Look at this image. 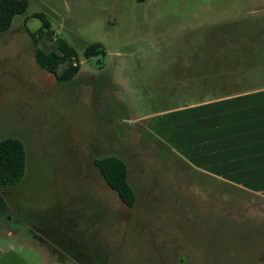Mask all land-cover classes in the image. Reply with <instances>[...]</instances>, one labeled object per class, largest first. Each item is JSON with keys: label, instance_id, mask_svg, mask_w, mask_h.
<instances>
[{"label": "rangeland", "instance_id": "1", "mask_svg": "<svg viewBox=\"0 0 264 264\" xmlns=\"http://www.w3.org/2000/svg\"><path fill=\"white\" fill-rule=\"evenodd\" d=\"M39 12L50 27L34 45ZM57 38L79 67L67 81L35 59ZM92 42L105 54L84 58ZM203 56L239 61L202 87ZM246 67V86L264 83V0H28L0 33V138L27 153L22 179L0 188V264H264V198L186 167L144 123ZM108 154L127 165L130 207L92 163Z\"/></svg>", "mask_w": 264, "mask_h": 264}, {"label": "crops", "instance_id": "2", "mask_svg": "<svg viewBox=\"0 0 264 264\" xmlns=\"http://www.w3.org/2000/svg\"><path fill=\"white\" fill-rule=\"evenodd\" d=\"M113 57L105 70L110 78L118 70ZM201 58L203 68L208 69L198 79L202 77V87L214 85L209 82L210 70L222 82L236 59L239 61L238 56ZM242 68L240 73L236 70L238 74L235 68L231 70L235 71V77L230 88H226L227 83L220 85L218 93L160 111L144 123L156 142L186 167L264 198V83L246 86L242 79L252 67H246L245 72ZM124 105L131 111V106ZM28 233L43 242L42 238Z\"/></svg>", "mask_w": 264, "mask_h": 264}, {"label": "trees", "instance_id": "3", "mask_svg": "<svg viewBox=\"0 0 264 264\" xmlns=\"http://www.w3.org/2000/svg\"><path fill=\"white\" fill-rule=\"evenodd\" d=\"M28 7V0H0V33L7 31L18 14H23ZM32 16L42 20L41 26L30 32L34 45L46 35L50 23L44 13H33ZM26 23V18L24 19ZM35 59L39 67L54 74L58 81L71 79L78 70V65L71 64V57L75 56L74 49L65 40L57 38L53 48L35 47ZM105 54L99 42L89 43L83 50V57ZM62 66L57 72L56 68ZM27 153L21 139L13 136L0 138V188H9L18 183L26 167ZM92 163L97 168L104 183L112 189L120 202L125 206H132L134 191L127 181V166L124 160L116 155L92 156Z\"/></svg>", "mask_w": 264, "mask_h": 264}, {"label": "flooded vegetation", "instance_id": "4", "mask_svg": "<svg viewBox=\"0 0 264 264\" xmlns=\"http://www.w3.org/2000/svg\"><path fill=\"white\" fill-rule=\"evenodd\" d=\"M77 65H78V64H77ZM78 71H79V67H78V70H77L76 74H75L73 77H75V76L77 75ZM73 77H72V78H73ZM72 78H71V79H72ZM69 80H70V79H69ZM66 81H67V80H66ZM108 155H109V154H108ZM124 162H125V161H124ZM126 166H127V165H126ZM0 196L3 197L1 194H0ZM33 232H34V231H30L31 234H34ZM70 256H71V255H70ZM71 257H73V255H72ZM74 258H75V257H74ZM75 259H76V258H75ZM76 262H78V261L76 260ZM92 264H95V263H92Z\"/></svg>", "mask_w": 264, "mask_h": 264}, {"label": "built area", "instance_id": "5", "mask_svg": "<svg viewBox=\"0 0 264 264\" xmlns=\"http://www.w3.org/2000/svg\"><path fill=\"white\" fill-rule=\"evenodd\" d=\"M70 59H71V64L72 65H74V66L77 65L76 60L74 59L73 56Z\"/></svg>", "mask_w": 264, "mask_h": 264}]
</instances>
